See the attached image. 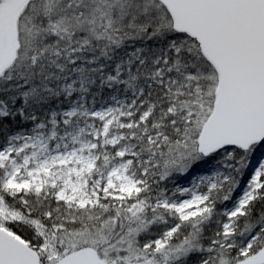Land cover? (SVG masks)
Returning a JSON list of instances; mask_svg holds the SVG:
<instances>
[{
    "label": "snow or ice",
    "instance_id": "snow-or-ice-1",
    "mask_svg": "<svg viewBox=\"0 0 264 264\" xmlns=\"http://www.w3.org/2000/svg\"><path fill=\"white\" fill-rule=\"evenodd\" d=\"M0 264H264V0H0Z\"/></svg>",
    "mask_w": 264,
    "mask_h": 264
}]
</instances>
